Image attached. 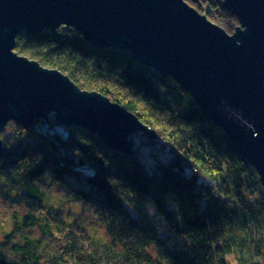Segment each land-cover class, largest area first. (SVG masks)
<instances>
[{
  "label": "trees",
  "instance_id": "trees-1",
  "mask_svg": "<svg viewBox=\"0 0 264 264\" xmlns=\"http://www.w3.org/2000/svg\"><path fill=\"white\" fill-rule=\"evenodd\" d=\"M185 1L228 33L239 25L222 0ZM17 33V54L102 93L155 137L146 157L128 156L49 115L28 129L10 121L0 132V196L26 213L1 233L0 264L264 263L260 177L175 78L74 28ZM57 187L94 210L107 240L66 220Z\"/></svg>",
  "mask_w": 264,
  "mask_h": 264
},
{
  "label": "water",
  "instance_id": "water-1",
  "mask_svg": "<svg viewBox=\"0 0 264 264\" xmlns=\"http://www.w3.org/2000/svg\"><path fill=\"white\" fill-rule=\"evenodd\" d=\"M239 25L228 33L185 0H0V132L30 128L54 112L57 124L97 135L133 155L145 125L100 92L13 50L17 32L74 28L96 47L129 51L195 99L255 168L264 187V0H222ZM150 138L152 130L145 131ZM0 140V155L4 154Z\"/></svg>",
  "mask_w": 264,
  "mask_h": 264
},
{
  "label": "rangeland",
  "instance_id": "rangeland-1",
  "mask_svg": "<svg viewBox=\"0 0 264 264\" xmlns=\"http://www.w3.org/2000/svg\"><path fill=\"white\" fill-rule=\"evenodd\" d=\"M54 114L55 113L52 112L50 113L49 116L51 118H54L55 120ZM7 126L3 131H6ZM148 137L149 136L147 132H145L144 134H141V132L140 133L137 132L136 134L134 133L131 136V138L133 139V142H132L133 150L140 157H146L148 152L151 151V148H152L151 145L146 144L147 143L146 139H148ZM143 138L145 139L144 141L142 140ZM65 191L66 190L62 189V187H57L51 190V194L54 196V199H61L64 197V199L67 200L65 204L59 202L61 203V205H65V208L63 209V211L70 209L66 220L68 221L75 220L77 224L84 226L94 236H97L99 239H102V240H107L108 236L106 234L105 227L101 223L100 219L97 218L98 216H96L94 210L90 208L89 205L83 204L79 199H76V198L74 199V197L70 195L71 193H66L67 191L66 192ZM18 192L20 193V191ZM15 200L6 201L0 196V235L3 231H7L11 229V224H12L11 217L13 214L24 215L26 213L25 208H24L25 203L21 201L17 202ZM27 233L35 235V236L38 235V232L36 229L35 230L32 229L28 231Z\"/></svg>",
  "mask_w": 264,
  "mask_h": 264
}]
</instances>
